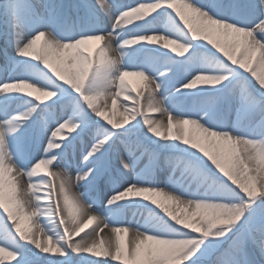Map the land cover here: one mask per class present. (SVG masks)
Instances as JSON below:
<instances>
[{
	"label": "snow or ice",
	"instance_id": "obj_1",
	"mask_svg": "<svg viewBox=\"0 0 264 264\" xmlns=\"http://www.w3.org/2000/svg\"><path fill=\"white\" fill-rule=\"evenodd\" d=\"M110 2L111 8L106 0L77 5L87 20L71 30L34 23L29 0L0 3L21 58L17 65L24 68L0 80V261L264 264V0ZM25 31L32 33L27 39ZM96 37L103 38L99 62L89 61L79 47ZM110 38L121 52L119 71L135 73L144 82L136 96L122 82L114 85L113 110L122 93L133 100L130 107L121 103L119 121L108 106H90L85 100L89 82L95 81L100 92L117 70L109 56ZM45 40L53 52L42 60L34 49ZM74 55L90 64L83 87L62 67L60 58L70 62ZM21 97L29 98L24 101L29 107L10 111V101ZM145 106L167 116V124L145 115ZM233 109L237 121L230 124ZM242 117L251 128L241 125ZM33 123L38 158L24 166L12 163L13 155L21 159ZM185 125L199 135H190ZM157 147L179 153L182 165L180 178L170 176L163 188L155 174ZM142 156L149 164L140 168ZM166 160L172 163L173 157ZM14 171L39 184H21L17 195V186L7 178ZM41 172L46 175H37ZM40 187L42 192L32 191ZM29 192L34 207L25 211ZM140 196L167 218L131 198ZM166 202L194 210L190 216L178 215ZM129 208L145 209L149 218L127 220ZM92 222L91 233H85L90 239H74ZM34 225H39L35 231ZM105 230L107 244L101 235ZM121 233L131 234L126 243Z\"/></svg>",
	"mask_w": 264,
	"mask_h": 264
},
{
	"label": "bare ground",
	"instance_id": "obj_2",
	"mask_svg": "<svg viewBox=\"0 0 264 264\" xmlns=\"http://www.w3.org/2000/svg\"><path fill=\"white\" fill-rule=\"evenodd\" d=\"M2 1L3 0H0L1 3H2ZM58 1H60V0H56L55 6L56 5L59 6ZM81 1H82V3L84 2V0H81ZM205 2L206 3H212L213 0H205ZM82 3H79V5H82ZM117 3H123V2H121V0H118ZM124 3H126V2L124 1ZM37 6H38L39 12L41 11V13H43L44 15L40 20H38L34 17V23L39 24L43 28H46L47 26L55 25L56 21H53L51 18L46 17L47 9L50 6V0H39ZM82 11H84V10H82ZM71 17H72L74 24H77V22H79V24L83 25L87 20L86 18L82 19L83 16L81 18H79V17H76L75 15H71ZM133 23H138V22L133 21ZM27 33H28V31L24 32L23 39H27V37L32 34V33H29V34H27ZM92 39L94 42L91 43L90 45L87 42L80 45L79 46L80 50L87 52L90 55V58H92V59L98 58V57L103 58L102 48H101V46L103 44V38L102 37H96V38H92ZM155 46L160 47L161 45L157 44ZM169 52H170V49H169ZM13 55L16 58H18L19 60H21L20 57L16 56L15 51L13 52ZM114 55H115V53L111 49L109 52L110 58L112 59ZM236 55L239 56V50L236 51ZM256 55H258V53ZM60 59L62 62V67L64 68L66 74L69 72L73 73L74 75L76 73H78L80 65H81V60L80 59L78 60L75 57V55L73 56V58H71L70 62H69L68 57H61ZM32 63H34V62H32ZM12 64L15 65V63H12ZM257 70L259 71L260 69L257 68ZM22 71H24L23 66L20 68V71H18L17 74H19ZM114 71H115V69L113 70V72ZM0 80H2V78H0ZM121 81L124 84V86L127 87V90L131 92L132 96H136L138 92L144 91V89H143L144 82L142 81V78L137 74H133V75L126 74V75L122 76ZM19 87L23 91H26V92H29V93H32L35 95H39L36 92V90L32 89L30 86H19ZM79 87H83V82H81ZM197 87H213V85L198 84ZM115 90L116 89H114L113 85L111 84V88L103 89L102 91L99 92L100 93L99 98L94 97V96H86L85 100L90 106H96L97 104H100L101 106H105V107L108 106L109 114L112 116V118L119 121L121 119V116L119 115V113H121L123 111V108L120 107L121 103L130 107L133 103V100L131 98L125 100L124 94L122 93L120 96V99L117 101L116 108L113 110L111 102H112V93ZM3 99H4V97H0V101H3ZM28 99L29 98L26 97V100H28ZM31 99L34 100V98H31ZM192 99H193L192 97H188V98H186V102L191 103ZM142 102H143V100H142ZM10 111L14 112V111H22V110L16 104H11L10 105ZM143 111H144V114L148 115L150 119L163 120L164 124L165 125L167 124V120H168L167 116H161L159 112L153 113L150 110H148L146 106H145ZM228 120H229L230 124L235 123L237 121V114H236L234 109L228 115ZM257 122H259V121H257ZM240 123L242 126L249 127V128L252 127L249 124L246 117H242L240 120ZM173 124L175 125V122H173ZM124 127H127V125H124ZM184 128L190 135H192L194 137L199 135L196 132V130L194 128H192V126L185 125ZM161 130L166 132V129L163 127ZM176 130L177 129L174 126L173 131L175 132ZM64 134L66 137L67 130H64ZM60 138H64V137H58L57 139H60ZM133 139H135V136H133ZM177 143H180V142H177ZM205 146H207V145H205ZM30 149H31L30 161H33L34 159L38 158L39 153L41 151V149H38V147H37L36 138L33 142V145L30 147ZM24 150H25V145L22 146L21 159L18 160L17 157L15 155H13L11 162L12 163H18L21 166H23L22 156H23ZM156 151H157L156 158L157 157L159 158V163L155 168V174L160 175L161 178L157 179V180H158V182H160V187L163 188L168 183L170 176H174L176 179L180 178V170L179 169L182 168V165L179 164L180 154L179 153H171L167 149H162V148H158V147L156 148ZM169 156L173 157L172 163H169L166 160V157H169ZM141 159L143 162L140 164V168H143L145 165L149 164V160H148L147 156H142ZM137 170L139 171V169H137ZM49 171H55V170L50 168ZM0 175H2V173H0ZM44 175H46V174L44 173ZM7 178L13 179L15 185L17 186V195L19 192V186L21 184H23L25 186L27 184H29V180H28L27 176L19 175V174L15 173V171L13 173L9 174V177H7ZM49 179H51V177H49ZM129 179H134V174L130 175ZM29 195H30V192H29ZM131 198L132 199H139L142 201V203H147L149 206H151V207L159 210L161 213H163V210L158 208L156 205H152L150 200L144 201L142 196L131 197ZM153 199L161 200L162 198L153 197ZM166 204L168 207H170L172 210H174L178 215H182V216H190L191 212L194 210V209H192V210L184 209L183 207L177 208L176 204L173 202H166ZM23 206L25 208V211L31 210V208H29L25 202H24ZM0 212H2V209H0ZM133 213L135 214V216H132ZM163 214L165 215V218H167L166 214L165 213H163ZM163 214H161V215H163ZM124 217L130 221L131 220H137V221H140L141 223H143L145 219L149 218V213L147 210H144L142 208H129V209L125 210ZM44 220H45V218L41 217V223H43ZM58 220H59V218H57V221ZM36 226H39V225H34L33 231H35ZM81 226L83 227V224ZM94 226H95V222L89 223L86 227H84V231L81 232L78 236H75L74 239L79 240L81 237H84L85 239H90L91 237L85 236V233H91V229ZM61 231H63V229H61ZM101 235H102V237L105 238V243L107 244V242H108L107 241V236H108L107 230H105V233H102ZM130 235H131L130 233H121L122 240L126 243ZM114 240H115V238L112 237L113 243H114ZM51 254L52 253L47 254V255H51ZM41 255H43V253ZM54 255H56V254H54ZM73 255L76 256L77 254L74 253ZM86 255L90 256V254H86ZM93 258H95V257H93ZM113 264H120V262L116 261V262H113Z\"/></svg>",
	"mask_w": 264,
	"mask_h": 264
},
{
	"label": "clouds",
	"instance_id": "obj_3",
	"mask_svg": "<svg viewBox=\"0 0 264 264\" xmlns=\"http://www.w3.org/2000/svg\"><path fill=\"white\" fill-rule=\"evenodd\" d=\"M106 4L108 5L109 8H111V2L110 0H106ZM127 19L131 20V17H128ZM110 44H111V49L112 51L115 53V55L113 56L112 60L115 62L116 65V71L113 72L112 76H111V80H110V84L116 85L117 83L122 82L121 78L122 76L129 74V75H133L135 73H126L123 71H119L120 66L122 64L121 61V52L118 48L117 45H115L114 43H112L111 38H110ZM34 51L36 52L37 56L39 58L43 59H47L50 55H52L53 50L50 49L48 42L45 41H41L39 46L37 48L34 49ZM87 73H88V65L87 63L81 61V65L79 68L78 73H76L73 77L75 84L79 87L81 82H83V86L85 83V78L87 77ZM32 89L36 90V92L39 95H51L50 93H44L43 89L40 88H36L35 86H30ZM115 89V87H114ZM85 92L87 94V96H94V97H100V93L96 90V83L94 81H91L88 83L87 88L85 89ZM97 107H100V104L96 105ZM25 203L27 204V206L29 208L34 207V202H33V198L30 195H26L25 196Z\"/></svg>",
	"mask_w": 264,
	"mask_h": 264
},
{
	"label": "rangeland",
	"instance_id": "obj_4",
	"mask_svg": "<svg viewBox=\"0 0 264 264\" xmlns=\"http://www.w3.org/2000/svg\"><path fill=\"white\" fill-rule=\"evenodd\" d=\"M73 2H74V0H72ZM73 8H71V10H72ZM60 13H61V11H60ZM1 14V13H0ZM4 26H5V31H4V38H3V43H4V47L5 48H8L9 50H15L14 49V45H13V43H12V38H11V34H10V25H9V22H8V20L5 18V24H4ZM71 27V23H70V26H68L67 27V29H71L70 28ZM77 58V57H76ZM102 58H100V57H98V58H95V60L97 61V62H99L100 60H101ZM91 61V60H90ZM88 67H90V64L88 65ZM2 71V68H0V72ZM87 79V77L85 78V80ZM109 80H111V77H109ZM95 82V81H94ZM96 83V82H95ZM107 88H111V84L109 83V84H107V85H105V86H103L102 87V90L103 89H107ZM223 107V106H222ZM38 134V132H36V135ZM219 174V173H218ZM37 175H39V176H44V175H42V174H40V173H38ZM222 175V174H221ZM11 179V178H10ZM12 180V182L14 183V181H13V179H11ZM15 184V183H14ZM35 184H39V181L37 180L36 182H35ZM33 191V190H32ZM43 191V188L42 187H40V188H37V192H42ZM33 202H34V200H33ZM150 208H153V207H151V206H149ZM153 209H155V208H153ZM145 210V209H144ZM155 211H157V212H159V213H161L159 210H157V209H155ZM161 214H163V213H161ZM164 215V214H163ZM132 216H135V214L133 213L132 214ZM43 255H47V254H43ZM49 256H55L54 254H51V255H49ZM210 259H212V260H215L216 259V257L215 256H212ZM0 264H12V262L8 259V258H5V260L4 261H0Z\"/></svg>",
	"mask_w": 264,
	"mask_h": 264
}]
</instances>
